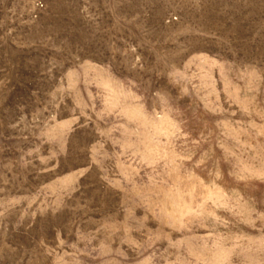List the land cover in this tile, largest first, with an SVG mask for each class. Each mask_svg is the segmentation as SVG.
<instances>
[{
	"label": "rangeland",
	"instance_id": "1",
	"mask_svg": "<svg viewBox=\"0 0 264 264\" xmlns=\"http://www.w3.org/2000/svg\"><path fill=\"white\" fill-rule=\"evenodd\" d=\"M0 264H264V0H0Z\"/></svg>",
	"mask_w": 264,
	"mask_h": 264
}]
</instances>
